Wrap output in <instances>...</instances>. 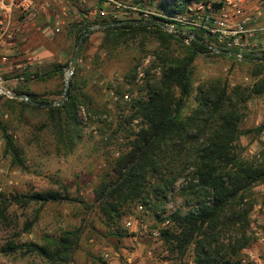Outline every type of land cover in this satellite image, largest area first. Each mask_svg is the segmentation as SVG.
I'll return each instance as SVG.
<instances>
[{"label":"trees","instance_id":"trees-1","mask_svg":"<svg viewBox=\"0 0 264 264\" xmlns=\"http://www.w3.org/2000/svg\"><path fill=\"white\" fill-rule=\"evenodd\" d=\"M201 1L205 0H167L161 8L170 6L172 11L178 12ZM110 23L97 21L79 28L77 42L81 38L83 44L87 42L91 26ZM100 30L104 34L100 49L111 57L123 46L137 40L141 48H146L149 38L153 39L157 43L153 52L163 68L159 80L147 82L142 87V92L146 90L144 96L124 102L125 107L119 105L124 111L127 108L128 113H122L112 135L102 140L106 146L121 133L128 140L127 149L112 161L110 171L102 176L94 190L95 203L112 233L124 236L118 223L131 206L144 205L161 223L168 221L160 234L170 252L177 253L179 264H250L242 258V251L253 240L247 235L250 207L242 208L241 204L246 193L264 182V158L262 161L245 159L238 154L236 143L242 134L240 124L246 114L248 99L264 94V56L238 58L215 52L210 46L228 50L212 39L207 41L199 32L195 33L193 41L187 43L184 35L168 32L159 21L121 22ZM82 51L83 48L79 58ZM201 54L251 61L255 67L252 72L257 79L252 87H230L229 82L222 79L202 81L195 86V62ZM67 66L54 64L44 72L27 70L24 82L35 78L45 80L59 72L63 74ZM86 82L80 78L76 68L70 79L68 99L59 106H37L4 94H0V101L12 110L43 111L58 143L71 153L83 137L78 106L83 103L94 114L99 109L96 98L85 90ZM13 92L27 94L41 104L55 102L45 98L46 94L32 91L26 83ZM192 96L196 105L187 112ZM262 128L258 127L256 132ZM0 129L5 144L4 154L14 165L24 168L23 148L1 120ZM180 180L181 193L188 197L187 203L190 205V201L195 200L196 204L186 212L175 209L169 213L165 206ZM64 202L83 203L85 200L73 196L68 188L11 195L0 192V221L9 223V208L13 205L26 209L35 205L34 218L25 223L24 232H29L42 207L48 203ZM82 232V228L65 229L59 235H46L42 243L11 240L1 247V252L34 253L45 264H72ZM228 232H237L240 236L235 241L231 237L226 243L223 237ZM190 248L194 256L188 262L184 258Z\"/></svg>","mask_w":264,"mask_h":264},{"label":"rangeland","instance_id":"rangeland-1","mask_svg":"<svg viewBox=\"0 0 264 264\" xmlns=\"http://www.w3.org/2000/svg\"><path fill=\"white\" fill-rule=\"evenodd\" d=\"M151 1L142 2L161 8L162 3L167 0ZM167 9H170V6ZM81 11H83L81 7L76 9L79 19L83 18ZM69 19L70 24L63 28L58 38L42 39L44 50L47 48L48 52L39 54L38 51L31 63L25 56L11 59L8 64L12 67L11 71L4 76L8 89L14 91L26 83L32 91L46 94L45 98L55 102L62 99L67 71L79 45L77 33L82 28V21L78 23L74 13ZM103 36L100 28H92L87 42L81 43L82 56L78 57L75 69H78L80 78L87 81L85 90L96 98L99 109L94 114L85 104H80L86 108L88 117L84 120L78 114L83 137L71 153H67L64 146L58 143L55 132L43 111L17 108L12 110L4 107L3 102L0 101V120L14 134L25 155L24 168L11 162V159L4 154L5 144L0 129V192L11 195L68 188L73 196L85 200L83 203L46 204L29 232H24L25 223L34 218L37 206L27 209L11 206L9 223L0 221V264H45V261L34 253L4 254L1 252V247L11 240L20 243L27 241L42 243L46 235H59L65 229L75 228H82L83 232L80 246L73 255L72 264H101L103 254L108 251L113 255L117 254L121 262L131 255L132 264H179L180 262L177 253L170 252L160 234V230L166 227L168 222L161 223L151 210L144 208L141 211L138 208L140 205L137 204L131 206L118 223L119 229L124 234L120 236L112 233L95 203V188L102 176L110 171L112 161L118 157L116 153L118 151L122 153L128 145L127 137L122 133L117 134L114 141L107 143L106 146L102 141L106 140L104 139L106 136L112 135L121 120L122 113H128L127 108L124 111L119 107V105L125 107L126 104L122 102L121 94L126 91H131L135 97L146 94V90L142 92L141 89L144 88L135 84L133 78L137 66L143 59L151 57L147 82L153 83L159 80L156 71L158 68L163 69L153 52L157 47L153 39L149 38L146 48H141L137 40L129 46H123L114 57H111L109 53L100 49ZM54 64L69 66L64 67L63 74L59 72L45 80L35 78L24 82L25 71L44 72L50 70ZM254 68V63L251 61L201 54L195 62V86L202 81L222 79L229 82L230 87L236 85L252 87L257 79L252 72ZM117 75L122 77V80ZM195 105L192 96L188 101L187 112ZM245 113L240 124L242 134L236 143V150L245 159L262 161L264 94L250 97ZM261 126L262 130L256 132ZM181 186L180 180L165 206L169 213L175 209L186 212L192 207L191 205L196 204L195 200L190 201V205L187 203L188 197L182 195ZM245 196L241 207H250V226L247 235L253 240L242 251V258L246 263L264 264V182L255 185ZM130 221L132 224L128 226L127 222ZM257 232L261 233V237L256 234ZM239 236L240 233L228 232L223 240L228 243L231 237L235 241L234 239ZM193 256V249L190 248L184 260L191 262Z\"/></svg>","mask_w":264,"mask_h":264},{"label":"built area","instance_id":"built-area-1","mask_svg":"<svg viewBox=\"0 0 264 264\" xmlns=\"http://www.w3.org/2000/svg\"><path fill=\"white\" fill-rule=\"evenodd\" d=\"M80 1L85 5L89 0ZM255 1L205 0L189 4L183 11L175 12L171 9L152 7L139 2V0H99L96 5L85 10L84 14L87 25L97 21L112 23L159 21L168 32L184 35L187 43L193 41L196 38L195 33L199 32L204 35L207 41L212 39L226 50L239 53L241 55L239 58L246 55L262 57L264 56V23H261L260 19L264 16V11L256 6L251 8L250 5ZM36 9H38V0H0V46L13 45L18 32L15 26L16 21L22 22L23 25L27 24L29 14ZM71 10L75 11L71 12ZM61 11L62 14L59 15L58 22L48 32L49 37L62 31L61 25H63L62 18L64 17H70L74 13L76 21L81 22L75 8L65 6ZM96 26L98 25L91 26V29ZM213 47L210 46L211 49ZM25 55L24 49L16 50V57ZM27 58L29 61L31 60L30 56ZM1 60L7 62L9 57L4 55ZM150 64L151 57H147L140 62L134 72V83L139 87H144L147 84ZM68 72L69 70L67 74ZM156 73L160 78L162 69L158 68ZM117 77L122 80V77L118 75ZM6 82L7 80L0 75V94L10 97L9 95L14 92L7 88ZM133 98L136 97L131 91L121 94L122 102H129ZM78 114L87 120V111L83 105L78 106ZM116 155L119 156L120 151ZM138 208L143 211L145 207L140 205ZM131 224V221L127 222L128 226ZM256 234L261 237L260 232ZM117 256V254L113 255L108 251L103 254L102 260L104 264H132L131 255L126 257L123 262ZM251 256L254 257L253 254Z\"/></svg>","mask_w":264,"mask_h":264},{"label":"crops","instance_id":"crops-1","mask_svg":"<svg viewBox=\"0 0 264 264\" xmlns=\"http://www.w3.org/2000/svg\"><path fill=\"white\" fill-rule=\"evenodd\" d=\"M98 1L99 0H89L88 3L84 5L80 0H38V9L29 14L27 24L23 25L22 22L16 21L15 26L18 29V32L13 45L7 47L0 46V60L4 55L9 57L7 62L1 60L0 75L4 77L9 74L12 67H9L8 64H10L12 58L16 57V50L18 48L25 50V57H31V60L29 61L30 63L33 58L37 56L38 51L39 54H44L49 51L47 48L44 50V41L42 39L45 38L46 40H51L58 38L61 35L63 28L70 24V17L62 18V31L53 37L48 36V32L53 29L59 20V15L62 14V8L66 6L69 8L73 7L77 9L81 7L84 9V11H81V16H83V18L80 21H82V28H85L88 24L85 21V10L96 5ZM250 6L251 8L255 6L256 8L260 7L262 11H264V1L256 0ZM260 22L264 23V16L260 19Z\"/></svg>","mask_w":264,"mask_h":264},{"label":"water","instance_id":"water-1","mask_svg":"<svg viewBox=\"0 0 264 264\" xmlns=\"http://www.w3.org/2000/svg\"><path fill=\"white\" fill-rule=\"evenodd\" d=\"M116 24H120V23H110V24H105V25H102V26H96L95 28H105L107 26L116 25ZM82 41H83V39L81 38L80 39V42H79V45H78V47H77V49H76V51L74 53V56H73V59H72V64L70 66L69 72H68V74L66 76V79H65V87H64V90H63V96H62V99L61 100L56 101V102H53L50 105H46V104H41L40 102L33 100L27 94L12 93L9 96L11 98L28 101V102H30V103H32L34 105H37V106L38 105H41V106L47 107V108L53 107V106H59V105L63 104L68 99V90L70 89V78L74 74V70H75L76 63L78 61V57H79V53H80ZM213 49H214L215 52H218V53L224 52V53H226L228 55H231V56H236L238 58L241 57V55L239 53H237V52H233V51H223V50H219L216 47H213Z\"/></svg>","mask_w":264,"mask_h":264}]
</instances>
